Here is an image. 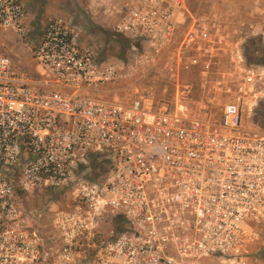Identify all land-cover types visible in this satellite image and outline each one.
<instances>
[{"label":"built area","instance_id":"obj_1","mask_svg":"<svg viewBox=\"0 0 264 264\" xmlns=\"http://www.w3.org/2000/svg\"><path fill=\"white\" fill-rule=\"evenodd\" d=\"M103 12L150 61L174 53L172 76L209 67L223 43L206 19L188 24L186 0H111ZM0 29L35 36L42 69L0 56V264H250L264 234V134L244 128V110L264 102V66L243 71L219 113H191L97 95L124 65L81 48L63 20L32 34L23 0H0ZM46 191L70 198L30 210Z\"/></svg>","mask_w":264,"mask_h":264},{"label":"rangeland","instance_id":"obj_2","mask_svg":"<svg viewBox=\"0 0 264 264\" xmlns=\"http://www.w3.org/2000/svg\"><path fill=\"white\" fill-rule=\"evenodd\" d=\"M96 0H23L28 13L32 34L49 20H63L76 33L81 48H91L104 63L124 65L123 78L102 88L97 95L110 100L131 102L150 98L156 104L172 106L176 102L188 106L191 113L202 107L207 112L219 113L223 103L235 96L227 94L245 83L244 70L264 66V0H186L190 11L188 24L193 18H204L223 39L216 57L209 67L201 66L177 71L174 53L153 62L147 51L136 45L115 27V19L106 18ZM182 30V29H181ZM31 34V35H32ZM37 38L26 44L14 31L0 29V56H11L26 72L40 78L42 69L34 60L32 49ZM245 101L251 99L244 95ZM244 128L264 134V102L253 110H244ZM70 195L66 192L46 191L31 196L29 208L48 214L62 208ZM250 264H264V234L251 245Z\"/></svg>","mask_w":264,"mask_h":264},{"label":"crops","instance_id":"obj_3","mask_svg":"<svg viewBox=\"0 0 264 264\" xmlns=\"http://www.w3.org/2000/svg\"><path fill=\"white\" fill-rule=\"evenodd\" d=\"M105 3H101L102 9L104 10L107 6H110L111 0H103Z\"/></svg>","mask_w":264,"mask_h":264}]
</instances>
